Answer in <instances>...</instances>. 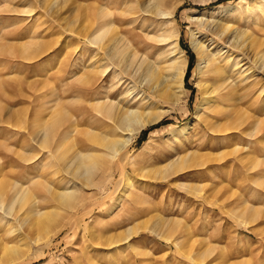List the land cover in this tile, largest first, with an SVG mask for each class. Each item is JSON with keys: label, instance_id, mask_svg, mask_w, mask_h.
Instances as JSON below:
<instances>
[{"label": "rangeland", "instance_id": "rangeland-1", "mask_svg": "<svg viewBox=\"0 0 264 264\" xmlns=\"http://www.w3.org/2000/svg\"><path fill=\"white\" fill-rule=\"evenodd\" d=\"M131 1L0 0L3 205L10 204L18 187L29 191V199L16 203L10 216L0 210V243H28L23 256L2 264H264V74L254 62L264 58V0L166 3L164 8L174 11L178 46L191 65L184 96L179 95L178 102L161 100L140 79L120 76L118 82L114 70L104 77L100 93L109 91L117 104L129 100V106L137 105L131 91L135 87L157 103L153 112L167 110L111 164L101 156L106 150L93 142L101 144L112 124L94 112L75 118L70 114L73 104L94 103L78 97L77 90L80 79L103 57L104 52L87 40L95 25L110 26L105 46L117 39L124 54L135 53L158 69V89L171 85L172 71L167 68L173 43L155 42L165 29L161 21L142 20L133 27L132 37L127 34L134 25L127 20L132 17ZM222 27L231 31L223 35ZM242 32L248 64L229 73L233 95L213 99L212 113L195 121L200 102L195 85L200 78L193 46L200 42L219 62L233 53L231 34ZM246 67L250 73L244 78ZM36 122L45 127L54 123L57 135L68 123L73 125L67 137H54L43 149L35 141L42 133ZM185 124L190 126L177 129ZM87 132H93V141L87 140ZM56 143L61 146L58 157ZM77 151L92 156L86 161L95 164L84 177L89 180L62 168L64 160L59 158ZM69 165L72 170L74 165ZM44 187L51 193L75 191L76 200L61 204L42 191ZM35 212H48L50 219L48 227L32 232L28 220Z\"/></svg>", "mask_w": 264, "mask_h": 264}, {"label": "bare ground", "instance_id": "bare-ground-1", "mask_svg": "<svg viewBox=\"0 0 264 264\" xmlns=\"http://www.w3.org/2000/svg\"><path fill=\"white\" fill-rule=\"evenodd\" d=\"M169 1L170 0H132L131 1L132 5L129 7L130 9L127 8L126 10L129 9L130 12L132 11V15H131L132 17L130 16L131 17L130 20H129V18L127 20H128V23H130V24L134 23V25L133 26L130 25L131 27H129L127 29L128 31L126 30V33L131 35V37H132L134 34V31L132 30L133 27H136L138 25V23L142 20L151 21V22H152V20H154V21H161L163 23L162 26H164L165 29L161 30L162 26L159 29H157V30H161V33L158 31L160 34L157 36L155 42L160 44V45L173 43V46H174L173 51L170 52V54H169L170 58H171V63H170V66L167 68V70L172 71V75L169 78V82L172 85V87H174L175 90H177L178 94L168 90V89H171V90L174 89V88L170 87L171 85L168 86L167 90L158 89L157 84L161 78L158 76L159 75L158 69L153 67L149 63L145 62L144 60L138 59L136 57L135 53H132L130 55L124 54L123 53L124 50L121 49V45H120L121 41H118L116 39L113 42V44H111L112 46L110 45L111 47H108V45L105 46V44L103 43L104 42L103 37H104V34L106 33V31L108 29H110V26H108V25L100 26V25L96 24L94 34L87 37V40L93 46H96V48H98L100 51H103L104 53H103V57H101V59L97 60L96 64L93 63L92 65H94V64L95 65L94 66L91 65L92 67L89 68L90 70L86 74L84 73L85 74L84 77L80 79L79 89L77 90V94H78L77 96L80 97V95H81L85 99V101L89 100L90 103H92V102H94V103L90 104V106H83L84 104L82 105L81 103L73 104L71 109H70V114L75 118V116H80V117L83 116V114L85 112H89V114L94 112V113H97V115L99 117H101V119H106L112 124L111 130L109 131L110 135L104 137L102 139L101 144L96 142V141L93 142V143H96L99 146H101L104 150H106V153L101 154V156L106 157L111 164L113 163V161L115 159L117 160L121 156V154L124 152V150L130 145L132 140L134 138H136V136L139 133H141L142 130H144L146 127L154 125L158 121H160L162 119L163 115L167 112V110L166 111L160 110L157 113L153 112V108H155L157 106V103L152 99V97L150 95L146 94L143 91L137 90L135 87H132L131 91H132V94L134 93L135 96L137 97V103H135L137 105H135L134 107L129 106V104H128L129 100H128V102H125V104H123V105L117 104L116 101H115L116 102L115 103L114 101L111 100V98L109 96L110 95L109 91L104 92V96L102 95V93H100V91L102 89V85H104V80H103L104 77H106L109 73H112L114 70L113 74L117 75L115 77V80L117 78L119 79L120 76L126 77L128 79H130V78H132V79L136 78L137 80L140 79V83H145V85L150 88L151 92L161 100L178 102V99L181 98L182 95L184 96V78H185V73H186V68H187V61L184 57L183 52L180 50V48L178 46V40H179L180 34H179V30H178V28H177V26L173 20V12L174 11L173 10L169 11V10H166L164 8L166 3L168 4ZM126 10H125V12H126ZM202 15H204V14H202ZM122 19H124V18H122ZM117 21L118 20H116V22ZM113 22H115V21H113ZM88 23H90V22H88ZM111 26H113V24ZM221 29L222 30L221 31L219 30V31L223 35H227V33L231 31V30L229 31V28H225V27H222ZM216 32H217V30H216ZM236 32H238V31H236ZM90 34H92V32ZM235 34H231L233 37L231 38L232 40L230 42V47L232 48V52L235 53L236 55L233 56V53L228 54V55L226 54L227 56H224L223 59H221L219 62L216 59L215 54H212L210 51H205V47L200 42L199 43L195 42L197 44H195V46H193L194 52L198 58L197 74L199 75V78H200L199 82L196 81L197 83L195 85V87L200 92V102L196 108L195 118H194L195 121H197V120L204 121L205 118L207 116H209L208 113H210V112L212 113V111H210V109L213 110V107H210V104L214 103L213 99H221V98H223V95H226L227 98H230L233 95L232 91L230 90L231 83L229 81V73L233 72L235 69L244 68L245 65L247 66V64H248V61L244 63V61L247 60L245 57L246 56L245 52H244L246 46L244 44L245 41H242L244 35H246V34H245V32L244 33L242 32V34H238V35H235ZM193 37L197 38V37H195V34H193ZM194 41L195 40H193V42ZM128 45L129 44H127V46ZM128 53H130V51ZM137 53H138V51H137ZM260 60L258 61V59H255L254 62H256V64L258 63V66H259L262 74H264V58L260 57ZM221 63H222V66H218V64H221ZM259 63H260V65H259ZM240 64H242V65L240 66ZM88 66H89V64H88ZM248 66H250V65H248ZM249 70H250L249 67H246L243 70L242 75H244L243 76L244 78L247 77V75L250 73ZM116 72H117V74H116ZM160 76H161V74H160ZM126 78H124V79H126ZM120 80H118V82ZM111 81H112V83L114 82L113 80H111ZM111 81H110V83H111ZM118 82H116V83H118ZM161 85L162 84L160 83V86ZM111 87L114 88V86H112V85H111ZM112 92H113V89H112ZM100 94H101V96H99ZM126 95H128V94H126ZM179 95H181V96H179ZM98 96L100 98H97ZM124 98H127V96ZM122 99H123V97H122ZM124 101H125V99H124ZM64 115H60L61 119L60 118L59 119L60 120L63 119V121H66ZM87 119L90 121L93 119V116H89ZM60 123H61V127H62V121ZM53 124L50 125L49 127H45V124H43L42 122H41V124L39 122H36L35 127L37 129H39L40 131H42V133L41 132L37 133V138H36L37 140L34 139L37 142V145L39 147H41L43 149H45L44 147L48 148L50 142L54 139V137L57 138L60 135L67 137L70 134V131H72L71 125H73V124L68 123V125H66V127H63L64 128L63 132L60 133V135H57L54 132L55 130H54ZM189 126H190L189 124H185V125L181 126L180 128H177V129L180 130V129L187 128ZM70 128H71V130H70ZM73 132H75V130H73ZM91 133H93V132L85 133V135L87 136V140H89V141H93V139H95ZM32 135H35V134H32ZM56 142H57V139H56ZM56 144H57V146H56L55 151H54L55 153L60 152V148H61V146L58 145V143H56ZM52 147L54 148V146H52ZM52 147H50V148L53 149ZM45 151L48 152V150H45ZM42 152H44V151H42ZM58 156H59V153H57L56 157H58ZM91 157L92 156L90 153H82V152L77 151L71 157H68L65 159H64V157H62L59 159L64 160L63 161L64 165L63 166L61 165L63 170H65V171L69 170L68 172H70L72 174V176L79 177V178L83 179L84 177L91 175L92 170L94 169L93 166L95 164L93 162L88 163V164L86 163V161L90 160ZM57 162L58 161H56V163ZM70 163H71V165H74V168H72V170H71V166L69 165ZM89 164H91V165H89ZM57 169L59 170L58 167H57ZM85 180H89V179L86 178ZM13 188H15V187H13ZM13 188H11V189H13ZM41 189H42V191H46V193H49L48 195L52 199L59 201L61 204H68L69 205L71 201L76 200L75 191H68V189H67V190H64L62 192L51 193V191L46 187L41 188ZM28 199H29V191L23 187H21V188L18 187V190L16 191V195L13 197L12 201L7 206L3 205V201H2L3 197L0 195V210L3 211V216L4 215L10 216L12 214V209L16 203H21L24 200H28ZM31 210H32V212L34 211L33 208ZM1 219H3V217H1ZM49 219L50 218H49L48 212H35L34 217L32 219L28 220L27 229H29V231H32V232L35 230H40V228L44 229V226L49 224V221H48ZM12 220H14V219H12ZM46 221H48V222H46ZM24 222L26 223L27 221H24ZM12 223L15 224V222H12ZM22 223L23 222L21 221V224ZM9 225L12 228L14 227L13 224H9ZM46 227H48V226H45V228ZM8 228H9V226H8ZM17 228L14 227L15 230ZM9 232H13V231H9ZM128 232H131V231H128ZM21 236L25 237L26 235L21 234ZM124 240H125V238H124ZM22 241L23 240H19V242H17V244L13 245V246L2 245L0 243V253H1L0 264H2V262L3 263L6 262L7 258L8 259H14V258H18V257L23 256L24 250H26L28 247V243L23 244ZM38 241L39 240H37L36 242H38Z\"/></svg>", "mask_w": 264, "mask_h": 264}, {"label": "trees", "instance_id": "trees-1", "mask_svg": "<svg viewBox=\"0 0 264 264\" xmlns=\"http://www.w3.org/2000/svg\"><path fill=\"white\" fill-rule=\"evenodd\" d=\"M219 3H220V2H218L217 4H219ZM190 68H191V65L189 64V65L187 66V72H186V76H185V80H184V82L186 81V79H187V77H188V74H189Z\"/></svg>", "mask_w": 264, "mask_h": 264}]
</instances>
